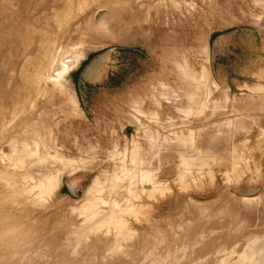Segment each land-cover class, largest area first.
<instances>
[{
	"label": "rangeland",
	"instance_id": "374dc122",
	"mask_svg": "<svg viewBox=\"0 0 264 264\" xmlns=\"http://www.w3.org/2000/svg\"><path fill=\"white\" fill-rule=\"evenodd\" d=\"M0 264H264V0H0Z\"/></svg>",
	"mask_w": 264,
	"mask_h": 264
},
{
	"label": "trees",
	"instance_id": "16d2710c",
	"mask_svg": "<svg viewBox=\"0 0 264 264\" xmlns=\"http://www.w3.org/2000/svg\"><path fill=\"white\" fill-rule=\"evenodd\" d=\"M131 51H134V50L131 49ZM92 55H93V54H92ZM92 55H91V56H92ZM91 56H90V57H91ZM79 71H80V70H78V71L75 73V78H77V75H78ZM112 81H113V83H116V84H119V83H120V81H117L116 78H112Z\"/></svg>",
	"mask_w": 264,
	"mask_h": 264
}]
</instances>
